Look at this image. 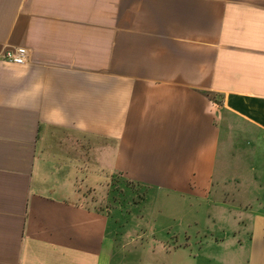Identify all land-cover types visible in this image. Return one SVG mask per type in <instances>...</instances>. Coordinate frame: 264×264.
I'll return each instance as SVG.
<instances>
[{"label":"crops","instance_id":"obj_1","mask_svg":"<svg viewBox=\"0 0 264 264\" xmlns=\"http://www.w3.org/2000/svg\"><path fill=\"white\" fill-rule=\"evenodd\" d=\"M122 180L180 228L128 251ZM0 264H264V0H0Z\"/></svg>","mask_w":264,"mask_h":264},{"label":"rangeland","instance_id":"obj_2","mask_svg":"<svg viewBox=\"0 0 264 264\" xmlns=\"http://www.w3.org/2000/svg\"><path fill=\"white\" fill-rule=\"evenodd\" d=\"M112 188L113 191L114 189L115 191H118V198L116 195V200H114V202L109 200L107 201V199L106 201L104 200L103 207L109 204V210L107 209L106 211L109 212L110 225H113V227L116 228L120 227L130 230V233L126 234V239H130L128 236H132L133 241L130 243L131 245L128 247V251L140 249L139 247H141L142 244H145L146 247L147 244H150V246L156 244L157 241L155 238H159L161 234L155 233L156 230L152 232L154 227L159 225H167L173 230L180 228V213L176 211V205L173 204L169 207L164 198H155L153 196L154 194L151 196H146V190L141 189L137 185L125 180H122V182L120 181L119 184L117 182L114 183ZM215 188H218V186L215 185ZM101 190L103 195L102 198L105 199L106 193L110 191V189L109 187L104 186ZM151 193L155 192L151 191ZM174 206H176V208ZM197 208L199 214V238L200 241H205L206 235H208V231L212 227V223L206 215V205H199ZM110 209H112L115 214L110 211ZM167 210H171V213H166ZM140 250L143 252L147 249ZM148 256L153 257V253L151 251L148 252ZM139 257L142 256L135 257L136 261L142 259Z\"/></svg>","mask_w":264,"mask_h":264},{"label":"built area","instance_id":"obj_3","mask_svg":"<svg viewBox=\"0 0 264 264\" xmlns=\"http://www.w3.org/2000/svg\"><path fill=\"white\" fill-rule=\"evenodd\" d=\"M4 56L9 62L24 65L28 61L29 51L26 47L20 46L15 50H7Z\"/></svg>","mask_w":264,"mask_h":264}]
</instances>
